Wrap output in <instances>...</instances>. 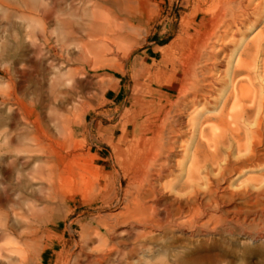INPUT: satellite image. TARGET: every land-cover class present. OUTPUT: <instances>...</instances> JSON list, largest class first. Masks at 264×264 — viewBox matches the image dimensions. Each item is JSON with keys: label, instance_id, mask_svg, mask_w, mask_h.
I'll use <instances>...</instances> for the list:
<instances>
[{"label": "rangeland", "instance_id": "rangeland-1", "mask_svg": "<svg viewBox=\"0 0 264 264\" xmlns=\"http://www.w3.org/2000/svg\"><path fill=\"white\" fill-rule=\"evenodd\" d=\"M80 2L0 0V222L13 226V212L35 227L48 221L50 239L38 242L46 248L47 259L39 264H90L88 259L104 249L109 253L100 264H175L178 258L188 257L201 258L197 264H264V0L255 2L263 4V10L252 18L254 24L233 29L237 35L226 39L224 61L213 67L217 84L210 101L186 112L180 123L182 148L171 162L172 171L159 183L166 201L184 200L194 191L224 189L223 196L231 195L229 200L224 196L221 208L228 213L227 222L218 223L215 218L206 222L205 229L181 232L123 223L126 199L133 192L126 170L132 147L127 135L132 127L125 130L123 123L125 117L134 119L143 111L145 101L155 100L158 92L167 90L170 63L184 55L181 46L197 1L116 0L110 4L112 15L108 16L115 22L98 15L96 19L107 26L95 29L91 38L85 36L92 18L88 9L86 14L77 10ZM52 11L60 21L58 28L86 30L76 39L86 44L88 54L61 55V80L70 84L55 91L64 95L78 84L82 102L75 99L82 103L81 109L60 107L61 99L50 90L58 78L52 67L61 63L59 57L48 55L49 64L45 68L39 65V60L43 61L39 50L47 47L40 36L34 39V24L39 22L38 29L41 27L50 42L48 34L57 25L48 17ZM97 12L100 14H94ZM253 41L260 43L258 50L252 47ZM214 43L218 49L220 43ZM239 62L245 69H237ZM92 74L99 78L93 79ZM241 87L245 90L242 96ZM15 93L19 102L14 101ZM57 111L79 127L66 146L69 148H53L63 159L64 189L72 190V196L58 206H45L41 199L44 188L37 185L27 190V184L22 183L23 194L14 193L13 187L21 180L13 174V142L17 136H28L35 120L51 124L59 118ZM23 146L30 148L31 144L25 141ZM246 191L250 198L242 197ZM17 223L23 226L19 220ZM6 244L9 241L1 243Z\"/></svg>", "mask_w": 264, "mask_h": 264}, {"label": "bare ground", "instance_id": "bare-ground-1", "mask_svg": "<svg viewBox=\"0 0 264 264\" xmlns=\"http://www.w3.org/2000/svg\"><path fill=\"white\" fill-rule=\"evenodd\" d=\"M74 1L75 0H73V2ZM196 1H197V7H196L197 9L194 12V19L189 24V27L185 33L184 43L181 46V50L184 51V53L182 54L184 55H182L181 58L176 57L177 60L173 63H170V69L168 70L169 86L167 90L158 92L157 98H155V100L149 99L145 101L143 106L144 107L143 111L142 110L139 111L136 117H134V119H131L128 116L125 117L123 123L125 130L129 126L132 127L131 133L129 134L127 133L128 134L127 136L129 138H132V143H131L132 147L130 150L129 162L126 164L127 165L126 170L131 178L133 192L130 194V197L128 195L129 199L128 200L126 199L127 203L124 209L122 208L125 213L124 216L125 220L123 223L126 224L127 226L133 224L140 228L149 229V230L153 229L154 231L156 229L158 230L166 229L171 232H181L184 229L185 230L186 229L193 230L192 228L197 230L205 229L207 224L206 222H210L215 218H217L216 221L218 223L227 222L228 213H224L221 211V208L224 205V201H226L224 197L226 195L224 196L222 195L224 189L218 188L215 191H210L206 189V190H202V192L194 191L192 194L187 196V198L185 196L184 200L170 199L169 201H166L164 193L163 194L161 193V191L163 190L159 189V183L161 182V180L167 178V173H169V171L172 169L171 162L173 161V158L176 156L177 150L182 148L181 147L182 141H180L182 135L180 132V126H181L180 123L182 119L186 116V112L195 106H198L200 104H206L207 102L210 101V98L212 96L211 94L214 92V87L217 84V81H215L213 77L214 75L212 72L213 67L220 66V64L223 63L225 57L224 51L227 49V45H228L225 44L230 41L229 37L231 35L232 37L237 35L236 33H233L232 30L235 28L242 29V28H247V26H252L254 24L252 18L255 16L257 17L262 13L263 8L261 7V5L263 4L259 5L257 2V5H255L256 0H196ZM113 2H116V0H81L80 3L76 4L77 10L80 9L81 12H83L84 14L87 13V9H88L90 13L89 14L90 18H92L87 24L88 33L85 36L86 38H91L92 37L91 32L95 31V29L101 27L103 28V26H107V24L105 23L102 24L101 20L99 21L96 18L99 15L100 18H105V20H107V18H109L112 15L110 11V7H111L110 4H112ZM95 11H100V14L99 12L94 14ZM48 17L52 19L54 23L57 24L56 27H54V29H52V31L48 34L50 42L47 40L46 35L43 34L44 31H42L41 27H40L41 31H39L40 30L38 29L39 22L35 21L34 24L35 25L34 27L35 31L33 32L34 39L38 40L37 37L40 36L39 40H41L42 45L47 47V50L46 49L41 51L39 50V55H42L43 58V61L39 60L41 62L39 63V65L45 68V66L49 64L47 60L48 55L52 54L53 57L55 58L59 57L61 63H59L58 66L55 65L54 67H52V70H54L57 73V75H55V78H57L56 76H58V78L54 84L52 83L50 85V90H53L54 93L56 94V96L55 95L53 96L55 97L58 96L61 99L58 102L59 103L58 105L60 107L66 109L68 107H71L72 110H77L78 108L81 109L83 107L82 103L77 104L76 102V99L80 101L82 97L81 96L82 93L78 92L77 90L78 84L73 86V88L70 89L64 95L63 92L56 93L55 91L59 89V87L61 86L64 85L69 86L70 84V82L69 83L65 81L63 82V80H61L62 74L60 73L61 71L59 70L63 65L62 63L63 60L61 58V55L62 54L72 55L74 53H79L78 55L82 54L86 56L88 54V49L86 44L83 41H78V39H76V36L81 32V30L82 31H86V30L83 27H81L82 29L81 28L71 29L69 26L68 27L62 26V28H58L60 27L58 26V24H60V21L58 20L56 13L53 11L50 12V15ZM113 18H109V21L112 23L115 22ZM72 19L75 20V17H73ZM128 26L129 25H127V27ZM114 27L116 28V26ZM141 30L143 29L141 28ZM41 34L43 35L42 37ZM227 38L229 41L226 42ZM262 41L264 42V40ZM213 42L220 43V44L216 43L219 46L218 49H215V47L213 46ZM259 46L260 43H258L257 41L252 42V47L254 49L258 50ZM212 47H214V50ZM236 67L238 70L245 69V66L242 62H239L236 65ZM92 78L97 80L99 77L96 76V74H92ZM72 81L75 83V80ZM21 90L22 89L20 87V90L18 91ZM239 93L242 96L245 93V90L241 87L239 88ZM15 100L19 102L16 93L14 95V101ZM56 114L57 117L59 118L55 119V121H52L51 124L50 121L41 122L35 120V122L34 123L32 122L31 124L32 129L30 130L28 129L27 132L28 136H21V137L17 136L15 141L13 142V174L16 176L17 180H19V178L21 180L18 186L16 185L13 187V191L14 193L23 194L24 189L22 185L24 184H27V190H29L32 187H36L34 185H37L39 189L44 188V192L41 196V199L43 205L45 206L48 205L58 206L62 202L69 200L72 196V190L66 191L64 189L63 181L65 179V176L63 177V174L65 169L63 166H61L63 159L56 151L53 150V148H58V149H63L64 147L65 149L69 148L66 146L68 145V143H70L74 134H76V130L79 127L75 123L71 122L70 119L66 117L65 119H63L64 115L59 113L58 111ZM53 137H57L59 139L54 140ZM25 141L30 142L31 144L30 148L23 146ZM42 170L44 171V173H41L43 172ZM21 172L25 174L24 178L23 175L21 176L22 174ZM71 178L73 179V177ZM222 178H224V176H222ZM23 179H27L26 180L27 183H25ZM250 196L251 195H249L247 191L244 193V195H242V197H249V198ZM229 198L227 199L229 200ZM2 207L3 206L0 205V212L2 210ZM25 208L27 209V212L29 214L32 213L31 206L26 205ZM227 209L225 210L227 211ZM217 212L220 214L218 217L211 214ZM18 220L19 222L23 223V226L18 225V223L16 224ZM239 220H241L240 217ZM249 220L251 219L249 218ZM7 222L4 223L0 222V264H39L38 263L39 260L46 261L47 259L46 248L39 247L38 242L44 239L47 240L50 239L48 236V231H49L48 221L39 222L37 224L38 226L35 227L31 224L29 219L19 217L13 212V226L8 225ZM213 231L215 232V230ZM4 241H9V244L1 245V243ZM103 241L104 243H108V240L106 239L105 240L103 239ZM262 249L264 248L262 247ZM82 250L83 249L81 248V251ZM104 250L102 251L100 250L101 252L98 255L93 256L90 259L87 258L89 260L88 262H90V264L102 263L106 259L105 257L108 256L109 253L108 250L107 251ZM189 250H191V248ZM180 252L182 251L180 250ZM248 255L250 256L249 253ZM73 259L74 258H72L71 260ZM226 261L228 260L226 259ZM194 263L195 264L201 263V258H196V259H192L189 257L183 259L178 258L175 264H194Z\"/></svg>", "mask_w": 264, "mask_h": 264}]
</instances>
